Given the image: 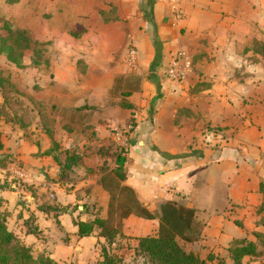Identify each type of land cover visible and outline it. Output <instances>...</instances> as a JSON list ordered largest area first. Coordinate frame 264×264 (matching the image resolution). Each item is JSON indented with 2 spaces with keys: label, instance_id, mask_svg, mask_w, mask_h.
Segmentation results:
<instances>
[{
  "label": "crops",
  "instance_id": "crops-1",
  "mask_svg": "<svg viewBox=\"0 0 264 264\" xmlns=\"http://www.w3.org/2000/svg\"><path fill=\"white\" fill-rule=\"evenodd\" d=\"M49 12L47 31L33 41L49 44L51 65L30 136L18 138L30 143L20 151L28 168L23 176L15 169L18 176L26 181L31 171L30 182L42 184V168L74 174L67 191L58 182L44 187L62 189L58 202L82 203L79 214L85 204L102 205L104 218L110 193L101 179L122 153L125 184L158 215L126 222L157 229L160 205L173 201L195 209V227L203 222L201 237L189 243L198 251L191 250L215 257L201 258L234 264L230 247L248 239L260 254L242 264H264V53L256 50L264 44V0H50ZM128 38L141 53L136 69L120 60ZM178 53L187 72L181 81L163 73ZM16 140L1 139L0 151ZM68 155L76 157L70 168ZM22 192L2 189L0 211L32 249L49 231L42 232L39 212L22 215L24 200L34 197ZM73 215L71 232L81 238Z\"/></svg>",
  "mask_w": 264,
  "mask_h": 264
},
{
  "label": "rangeland",
  "instance_id": "rangeland-1",
  "mask_svg": "<svg viewBox=\"0 0 264 264\" xmlns=\"http://www.w3.org/2000/svg\"><path fill=\"white\" fill-rule=\"evenodd\" d=\"M49 11L50 0H0V75L5 77L7 81V87L3 93L0 89L1 139L6 140V138L12 139V137H17V140L10 146L9 150L11 151H6L4 148L0 151V181H3L4 188L9 192H22L24 190L34 194V197L32 196L31 199L27 197L24 200V209L21 210L22 215H28L29 217L30 215H34L32 211L39 212L38 219L42 220V226L45 223L47 224L44 228L45 230L43 229L42 232L49 231L40 234L38 237L41 239L40 244L34 243L32 245L35 256L54 252L62 264H105L102 249L106 247L110 253L117 257L119 264H152L146 255L138 252L139 239L146 235H154L155 231L158 232L159 227L151 229V226H148L149 224L146 225L142 221L132 224L124 220L122 234L118 235L112 244H109L106 238L100 236V229H97L90 239L84 240L78 238L71 232L73 220L72 216L70 217V213L71 215L74 214V220L86 218L88 221H91L98 216H103L102 205L85 204L84 209H82L83 207L80 208L82 211L79 214V205L82 206V203L64 201L66 204H63V202H58V192L64 195L62 189L57 186L54 188V185L48 189L44 187L48 183L58 182L60 187L62 186L61 188H65V191H67L70 187L64 184L75 180L78 176L76 177L74 174L68 173L62 176L60 172L52 176L45 171V168H42L39 173L41 175H37L41 177L42 184H32L30 181H34V173L29 171V178L23 181L15 170L28 168V164L22 159L20 151L25 147L28 148V144L30 143L23 147L24 145L20 144L21 139L18 138L30 136V132H26L28 127L24 129L23 126H28L31 119H34L36 113L32 112L34 111L32 110V106H34L36 98L45 95V92L42 90L46 87H42L41 85L46 84V69L51 65H48L46 62L47 57L52 55V50L50 46L48 47V43L35 45L33 41L31 46L25 48L23 51L24 55L21 60L19 62H12L9 60L7 53L1 50L2 40L9 37V27H6L8 23L14 30L25 31L32 40L40 39V36L47 31L46 21L48 20L47 14L50 13ZM41 23L43 26H41ZM263 30L264 27L262 29V34L264 35ZM8 40L7 43H15L12 36ZM130 41L131 39L128 38L126 47ZM16 46L18 49L17 56L20 58L19 53L25 46V43L22 46H18L17 44ZM126 47L120 53V60L125 55ZM262 66H264V62ZM32 133H36V130ZM52 194H55V197H52ZM23 195L24 197L27 196L26 194ZM11 197L14 200L13 194H11ZM55 208L63 212L60 215L61 218L60 216L56 218V213L53 211ZM46 210L49 212H44ZM2 213L5 212L2 211ZM107 217L108 215L104 218ZM28 219H31V217ZM51 219L53 220L52 223ZM202 225V221L198 222L196 232L200 230ZM29 228L30 230L33 229L34 224L32 223V226ZM178 242L186 250L192 251V248L198 251L196 244H189L191 242L181 237H178ZM199 249H201V246ZM196 253L206 257L213 255L202 250ZM220 261H223L222 258ZM223 263L226 262L223 261Z\"/></svg>",
  "mask_w": 264,
  "mask_h": 264
},
{
  "label": "trees",
  "instance_id": "trees-1",
  "mask_svg": "<svg viewBox=\"0 0 264 264\" xmlns=\"http://www.w3.org/2000/svg\"><path fill=\"white\" fill-rule=\"evenodd\" d=\"M9 37H14L15 43H7V38L2 40V52L7 53L12 62H19L24 55L25 48H29L33 40L25 31L14 30L8 23ZM9 41V40H8ZM25 46L20 50L18 58L17 46ZM35 45L39 43L35 42ZM4 46V47H3ZM34 48V47H33ZM257 51L264 53V44H261ZM5 77L0 75V89L3 93L7 87ZM30 126V123L28 124ZM24 125V128L28 127ZM22 127V128H23ZM0 131V149L2 148ZM76 157L67 156L66 168L75 162ZM126 158L119 153L116 159L117 166L110 171H106L101 179L103 187L110 193L108 206V217H96L88 220H75L77 234L79 237L91 236L95 230L100 229V236L106 238L112 244L118 235L122 234L123 222L131 215L152 220L157 218V214L152 212L138 198L135 190L125 184L127 173L125 170ZM65 175L66 171L63 172ZM4 189L0 181V191ZM2 199L0 197V206ZM44 209V208H42ZM59 210L58 208L54 209ZM46 212H48L46 210ZM160 223L158 232L154 235H146L139 239L138 252L146 255L152 264H210L207 259L201 258L193 251L186 250L178 242V237L188 242L197 240L201 235V230L196 232L195 218L196 211L193 208L167 201L160 205ZM258 236H262L257 234ZM230 254L234 264H242L246 255H259L255 242L248 239L236 240L230 247ZM105 264H119L117 257L110 253L106 247L102 249ZM208 260H214L210 255ZM0 264H62L53 259L50 255L40 254L35 256L31 247L24 244L17 235L8 228L7 215L0 211ZM216 264H228L218 261Z\"/></svg>",
  "mask_w": 264,
  "mask_h": 264
},
{
  "label": "built area",
  "instance_id": "built-area-1",
  "mask_svg": "<svg viewBox=\"0 0 264 264\" xmlns=\"http://www.w3.org/2000/svg\"><path fill=\"white\" fill-rule=\"evenodd\" d=\"M176 13L179 15L181 12L179 9H176ZM184 54L178 53L176 56H174L170 62V64L164 69L163 73L165 76H167L170 79L181 81L185 79L186 77V68L184 66V63L182 61ZM140 57L141 53L138 48V46L134 43L133 40L130 41V43L127 45L126 52L124 55V62L125 64L130 67L131 69L139 68L140 65ZM133 128V124H130L128 129L130 130ZM119 134L122 135L119 131ZM128 139L125 138V145L127 144ZM21 175L23 176L25 174L24 169H19Z\"/></svg>",
  "mask_w": 264,
  "mask_h": 264
}]
</instances>
